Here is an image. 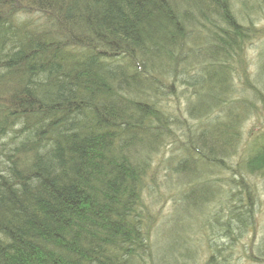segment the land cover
<instances>
[{"label":"trees","instance_id":"1","mask_svg":"<svg viewBox=\"0 0 264 264\" xmlns=\"http://www.w3.org/2000/svg\"><path fill=\"white\" fill-rule=\"evenodd\" d=\"M263 14L264 0H0V264H240L264 173V128L243 143L264 114ZM163 195L175 210L154 227L145 201Z\"/></svg>","mask_w":264,"mask_h":264},{"label":"rangeland","instance_id":"2","mask_svg":"<svg viewBox=\"0 0 264 264\" xmlns=\"http://www.w3.org/2000/svg\"><path fill=\"white\" fill-rule=\"evenodd\" d=\"M253 1V0H249ZM238 4V7H237ZM235 5V9L238 11V8L241 7L240 5L242 3H238ZM261 17V18H260ZM259 18L260 20L258 21L257 24L258 28L261 30H264V14L261 15ZM262 40V39H261ZM260 40V41H261ZM258 39H253L252 43L248 46L247 48V60L246 61H252V64L250 63L249 67L247 68L248 73L252 76V80H254L255 77V71L257 67L255 66V62L257 60V56L260 51V42ZM184 102L182 103V105ZM181 105V106H182ZM260 119L257 117H253L250 119L247 123H245L244 130L245 132L249 130L247 133H245V136L243 137V143L244 145L247 144L248 141H250L251 137L253 134L256 132V130L264 128V114H261L259 116ZM161 156L167 155V149L165 148L164 151L161 152ZM251 182L255 183L256 185V193H257V208H256V217H255V226L253 229H250L245 236L241 239L243 245L245 246L246 250L244 251L243 249L240 250L241 253V261L240 264H264L261 263L262 261L258 260V258L253 257V253L255 256V253H257V246L261 243V241L264 239V173L253 177ZM157 186L152 187L156 189H164L165 185V176L162 173L159 179L154 183ZM154 184H152L154 186ZM177 188V186H176ZM174 187V191L176 190ZM174 195V193H172ZM164 196V195H163ZM148 200L145 201L148 203L150 202V206L152 209H155L156 211V218L155 220L153 219V223H155L154 227L158 223L160 226H162L163 222L167 221L168 218L171 217V214L173 213L174 209V200L171 198V195H166L162 197L158 202H153L149 201V197H147ZM146 198V199H147ZM153 201V199H152ZM157 225V226H158ZM153 233V230H152ZM204 234L202 229L197 230L195 238H200ZM203 259L201 258V255H197L196 261L192 262V260H188L187 264H202Z\"/></svg>","mask_w":264,"mask_h":264}]
</instances>
